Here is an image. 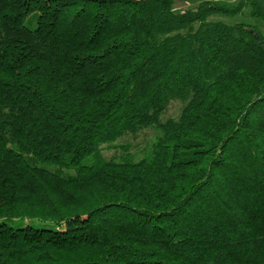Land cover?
Here are the masks:
<instances>
[{
    "label": "trees",
    "instance_id": "trees-1",
    "mask_svg": "<svg viewBox=\"0 0 264 264\" xmlns=\"http://www.w3.org/2000/svg\"><path fill=\"white\" fill-rule=\"evenodd\" d=\"M186 1L0 0V264H264V10Z\"/></svg>",
    "mask_w": 264,
    "mask_h": 264
},
{
    "label": "rangeland",
    "instance_id": "rangeland-1",
    "mask_svg": "<svg viewBox=\"0 0 264 264\" xmlns=\"http://www.w3.org/2000/svg\"><path fill=\"white\" fill-rule=\"evenodd\" d=\"M227 1H231L233 3H235L237 0H227ZM198 0H191V1H186L184 3L182 2H178L177 3V7H186V6H190L193 5L195 3H197ZM247 17L244 16V14L242 15H238L235 17H229V16H225V15H214L212 17V19H222V20H226V21H238V20H243L246 19ZM182 102L179 100H174L171 105L169 106L168 110L166 111V113L164 114L163 118H167V117H176L179 115L181 107H182ZM156 136V131L154 129H146L140 133H138L136 136H131L129 135L128 137H124L122 139H120L118 142H116L117 145H119V143H130L131 144V150L135 151V153H137L138 157L143 156L145 149L154 141ZM120 146V145H119ZM119 146L117 147H112V148H107L105 149V155L106 156H112L115 155V153L120 154L121 149L119 148Z\"/></svg>",
    "mask_w": 264,
    "mask_h": 264
},
{
    "label": "crops",
    "instance_id": "crops-1",
    "mask_svg": "<svg viewBox=\"0 0 264 264\" xmlns=\"http://www.w3.org/2000/svg\"><path fill=\"white\" fill-rule=\"evenodd\" d=\"M257 1L261 4V6H262V8L264 10V0H257Z\"/></svg>",
    "mask_w": 264,
    "mask_h": 264
}]
</instances>
